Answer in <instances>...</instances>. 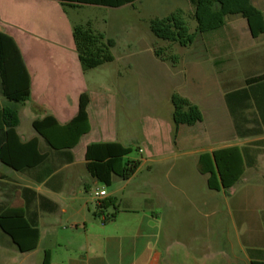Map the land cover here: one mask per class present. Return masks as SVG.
Returning a JSON list of instances; mask_svg holds the SVG:
<instances>
[{
	"label": "crops",
	"instance_id": "1",
	"mask_svg": "<svg viewBox=\"0 0 264 264\" xmlns=\"http://www.w3.org/2000/svg\"><path fill=\"white\" fill-rule=\"evenodd\" d=\"M16 2L23 3V0H0V30L12 36L21 50L31 78L30 100L33 101L32 108L42 110L38 117L42 118L46 114H51L61 124L69 122L78 112L80 95L87 92L90 97L87 111L91 130L81 137L79 143L88 136H92L90 140L85 142L84 149L86 151L87 146L91 143L117 142L116 139L111 138L107 130L102 132L105 127L106 98L101 95L94 97L87 88L85 72L80 66L75 50L72 23L61 8L60 2L57 0H27L29 3L34 2L41 5L51 4L58 15L57 18L63 23V30L59 28L55 35L53 34L48 38H38L34 33L26 30L27 26H24L23 19L14 10L13 4ZM252 2L261 9L254 0ZM246 26L247 32L251 36L247 46L254 47L256 45L255 38L251 35L247 22ZM226 34L230 36V39L220 42L214 41L212 44L209 42L208 44L209 50L216 55L214 56L215 64H218L217 61H220L221 56L227 57L232 53L242 52L246 48L239 44V36L234 30L228 31ZM258 61L264 63V57H256L253 60V62ZM215 72V75H221L224 78L225 70L223 67L216 69ZM226 75L229 76L224 85L229 88L228 92L225 93L222 90L223 81L219 82L221 88L219 96L207 97L208 99L203 100L202 105L197 104L203 112V121L193 126H179L175 142L173 141V125L168 123L167 148L170 153L185 151V153L195 155L197 157L195 167L199 174L201 173L197 167L198 160L204 152H212L223 147L248 145L250 155L254 152L258 153L257 165L247 168L240 180V182L247 183L246 187L250 189L245 191L242 197L246 202L243 201V206H239L236 210L238 221L249 230L246 237V242L249 244L247 247L249 254L244 260L229 257L226 258V261L228 264L264 263V168L261 167L260 163V161H264V86L254 85L253 92L234 93L227 97L228 93L245 87L246 78L237 81L233 78L235 75L230 76V72ZM215 85L218 86V82ZM193 103L196 104V102ZM227 117L238 119V128L242 133L249 136L235 139L236 131L233 122L227 124L223 120ZM228 135L233 136L229 137ZM33 137L37 136H30L26 140L20 138L23 141H28ZM40 144L42 147L44 143L40 140ZM150 148L152 149L153 145H150ZM138 150L140 152L141 149ZM145 162L168 165V168L161 172L159 169L155 172L154 169L150 168V174L144 177L142 186L138 188L141 190L139 193L147 190L151 192V197H166L172 202H169L170 208L166 212L164 210L158 213L150 212V216L143 213L137 222L135 219L124 217L126 216L124 214H136L135 210L128 207L122 209L116 206H109L104 209L98 207L96 212L102 215L96 217V212H93L94 215L90 217L91 210L83 190L80 188L65 189V183L79 181L78 174L81 170L77 172L76 168L82 163L77 164L75 153L74 162L62 167L65 172L63 188L60 191H53L45 188L43 184H36L28 175L36 186L25 185V187L35 190L37 196L27 205L26 215L31 221H37L39 229L38 246L32 252L21 253L13 244L12 239L0 229V264H44L46 252L50 253V264H216L218 257L208 261L206 245L203 249L204 255L200 257L191 251L193 244L189 240L180 238L184 237V231L188 226V223L184 221L186 207L176 208L175 202H173L174 194L159 183V173L163 174L164 176H161L170 182L172 178L183 177L186 172L185 162ZM139 169L128 180L114 176L112 184H115L116 180L122 179L125 183L119 190L127 189L132 179L137 176ZM2 175L4 178H8L4 174ZM201 175L207 184L209 175ZM91 178L92 181L81 186L86 190L92 189L94 192L105 190L98 187L97 183L99 182L97 180L92 176ZM236 185L228 192L234 194ZM171 186L178 188L175 184H171ZM117 191L118 189H113L111 193L106 191V196L101 201L111 199V195ZM212 191L225 192L223 189ZM1 195L0 192V203L5 204L3 198L8 199V196L2 195L1 197ZM78 199H85L86 201L84 200L85 203L80 208H73ZM257 200L261 202L259 206H256ZM111 207L114 208V211L109 212ZM152 207L154 208V206ZM219 209L215 207L207 212L196 207L195 210L199 216L206 219L215 215ZM165 214L166 225L165 222L163 223ZM66 215L67 218L64 220ZM166 226L168 233L165 235L162 230ZM258 229L261 230L259 235L254 232ZM199 245L202 246L201 243Z\"/></svg>",
	"mask_w": 264,
	"mask_h": 264
},
{
	"label": "rangeland",
	"instance_id": "2",
	"mask_svg": "<svg viewBox=\"0 0 264 264\" xmlns=\"http://www.w3.org/2000/svg\"><path fill=\"white\" fill-rule=\"evenodd\" d=\"M254 1L264 13V0ZM13 5L16 14L23 19L24 26H27L26 30L34 33L38 38L51 37L59 28L63 30V23L57 18L58 15L51 4L41 5L23 0V3L16 2ZM179 8L189 16L193 10L189 0H138L134 5L118 8L86 5L81 8L67 9L66 15L71 23L91 22L96 30L104 32L107 38L114 41L112 52L115 60L86 71L85 80L88 90L94 97L101 95L106 98L105 127L102 132L107 130L111 138L132 149L126 159H139L142 162L137 176L132 179L127 189L119 190L125 183L122 179L116 180L115 184L110 186L101 182L97 185L109 193L113 189H118L114 195H111V199L114 200L113 206L119 209L128 207L135 210L136 214H124L126 215L124 217L135 219L137 222L143 213L150 216V212L158 213L162 210L166 212L170 208L169 202H172L166 197H151V192L147 190L139 193L141 190L138 188L142 186L144 177L150 174V168L155 172L158 169L161 172L168 168V165L145 161H184L186 172L183 177L173 176L175 178H172L170 182L159 173V183L174 194L173 202L176 208L186 207L184 221L188 223V226L184 231V237L180 238L189 240L193 244L191 251L195 255L203 256L206 245L209 262L218 257L216 264H228L226 258L237 257L244 260L249 254L247 251L249 244L246 242L249 230L238 221L236 210L246 202L242 197L250 188L246 187L247 183L239 182L234 194L212 191L207 186L205 178L196 170L195 155L185 151L168 152V123L173 125L171 95L178 93L202 105L207 97L219 96L221 93L219 82L223 81L222 90L225 93L228 92L229 88L224 85L229 76L226 75L227 73L230 72V76L235 75L233 78L237 81L264 73V63L253 62L256 57H264V34L255 38L254 47H248L247 42L251 36L247 32L246 20L240 15H233L227 17L224 27L200 34L193 45L188 47H181L156 38L150 31V21L154 18L166 17ZM189 24L194 31L196 23L189 20ZM231 30L238 34L239 44L246 48L242 52L232 53L227 57L221 56L219 58L221 63L217 61L218 64H215L214 56L216 55L209 50L208 44L214 41H226L230 37L226 32ZM158 48L165 49L167 56H177L178 60L162 61L155 54ZM220 67L225 70L224 78L214 74ZM217 82L218 86L215 85ZM26 103L19 106L20 124L17 132L23 140L36 135L44 143L32 127L33 119L39 118L42 110L33 109L31 100ZM3 104L5 101L0 96V105ZM223 120L227 124L233 122L236 131L235 139L245 138L237 134L238 119L227 117ZM90 138L92 136L82 140L74 149L77 164L82 163L76 168L77 172L81 170L78 174L79 181L65 183V189L83 190L84 196L88 199L90 217H92L93 212L98 211L97 205L101 199L94 197L92 189L86 190L81 186L92 181L84 167V145ZM150 145H153L152 149ZM42 148L46 150L47 147L43 144ZM260 163L264 168V161ZM0 173L8 177L0 180V192L3 196H8V199L3 198L7 205L14 203L20 197V192L25 185L34 187L37 184L27 174L14 171L1 162ZM171 184L177 185L178 188L172 187ZM84 200L78 199L73 208H80L85 203L86 200ZM256 203V206L261 204L259 200ZM171 206L174 207V205ZM112 207L108 210L109 212L114 211ZM196 207L207 212L215 207L220 209L215 215L203 219L195 210ZM66 218L67 215L64 216V220ZM164 222L166 225V214L165 219L163 218ZM162 231L166 235L167 226ZM254 232L259 235L261 230ZM200 243L202 246H198Z\"/></svg>",
	"mask_w": 264,
	"mask_h": 264
},
{
	"label": "trees",
	"instance_id": "3",
	"mask_svg": "<svg viewBox=\"0 0 264 264\" xmlns=\"http://www.w3.org/2000/svg\"><path fill=\"white\" fill-rule=\"evenodd\" d=\"M57 1L66 13L68 8H81L86 5L118 8L134 5L138 0ZM189 1L193 7L190 16L179 8L166 17L154 18L149 23L151 33L160 40L188 47L193 45L200 34L223 27L227 17L240 15L246 20L254 38L264 34V13L252 0ZM189 20L196 23L194 31L191 30ZM72 36L84 72L115 60L112 52L114 41L107 38L104 32L96 30L91 22L72 23ZM155 54L162 61L178 60L177 56H167L163 48L156 49ZM258 84L264 86V73L247 77L245 87L228 93L227 97L234 93L253 92V86ZM0 96L5 101V104L0 105V162L14 171L26 173L45 188L60 191L64 178L62 167L74 162L73 149L81 137L91 130L87 111L89 94L83 92L80 95L77 114L65 124H61L51 114L33 119L32 127L44 141L46 150L41 147L38 137L23 141L17 132L20 124L19 106L31 98V78L15 39L0 30ZM171 103L175 142L179 126H193L203 121V112L197 104L178 93L171 95ZM236 128L240 137L249 136L240 131L238 122ZM248 149V145L230 146L200 155L197 167L201 174L209 175V189H223L227 193L240 182L247 168L257 165L258 153L250 155ZM131 152L130 147L118 142L91 143L84 155L86 170L95 180L107 186L112 184L114 176L128 180L141 165L139 159H126ZM2 178L4 176L0 173V179ZM36 196L35 190L24 187L14 203H0V229L12 239L21 253L32 252L38 246L37 221H31L26 215L27 205ZM113 205L114 200L105 199L100 200L97 206L104 209ZM101 215L95 213L96 217ZM44 264H50L49 252H46Z\"/></svg>",
	"mask_w": 264,
	"mask_h": 264
},
{
	"label": "built area",
	"instance_id": "4",
	"mask_svg": "<svg viewBox=\"0 0 264 264\" xmlns=\"http://www.w3.org/2000/svg\"><path fill=\"white\" fill-rule=\"evenodd\" d=\"M141 151V150H140ZM104 196H106V191L105 190H100V191H95L94 192V197L96 199H102Z\"/></svg>",
	"mask_w": 264,
	"mask_h": 264
}]
</instances>
